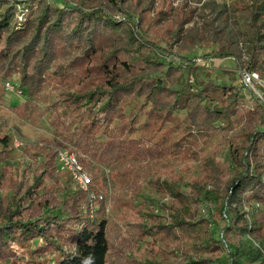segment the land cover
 Here are the masks:
<instances>
[{"label":"trees","instance_id":"obj_1","mask_svg":"<svg viewBox=\"0 0 264 264\" xmlns=\"http://www.w3.org/2000/svg\"><path fill=\"white\" fill-rule=\"evenodd\" d=\"M103 1L106 11L98 8ZM192 1L63 0L62 9L46 0L34 6L0 0V76L9 81L12 73L19 74L20 88L30 95L50 70L59 73L74 63L83 66L82 82L71 88L65 100L86 109V122L74 144L79 148L82 139L90 141L100 152L99 160L107 165L137 158L147 164L156 159L146 143L154 140L163 124H182L177 121L181 113L193 126L192 138L185 144L195 145L192 134L217 135L216 142L227 148L226 163L216 165L203 155L200 159L205 167L193 178L185 176L186 166L194 160L193 148L187 151L179 140L171 154L161 147L179 166L156 169L150 179L166 203L135 193L144 222L137 225L136 241L141 247L131 264H264V103L248 104L233 83L196 78L195 85H188V73L204 68L189 62L184 69L172 66L156 54L158 45L144 27L150 9L158 4L161 10L152 20L154 28L174 16L172 33L183 46L215 45L217 52L213 57L206 55V61L241 59L244 54L247 69L264 77V0L217 6L207 36L195 29L183 30L195 13V8L190 9ZM114 11L123 15L122 22L114 21L110 14ZM184 32L186 37H182ZM71 53L76 54L74 59ZM99 55L103 59L97 65ZM94 70L100 71L96 78L103 83L85 89L83 84L94 78L90 77ZM244 109L247 112L241 115ZM114 123L119 126L112 129ZM12 143V134L0 131V165L9 161ZM39 157L41 165L31 171L32 183L25 188L12 176L14 168L9 163L4 166L7 174L0 175V263L28 264L27 257L30 263L44 258V263L32 264L46 260L47 264H107L110 246L104 201L97 202L90 215L86 195L70 176L56 172V161L48 154ZM54 173L66 178L47 185ZM185 180L189 192L181 186ZM111 183L115 186V181ZM116 184L115 205L122 200L116 190L132 187ZM208 186L217 191L215 196ZM204 201H210L211 210L216 211L210 223L196 220L195 208ZM127 204H117V208ZM156 210L170 213L166 218L156 215Z\"/></svg>","mask_w":264,"mask_h":264},{"label":"rangeland","instance_id":"obj_2","mask_svg":"<svg viewBox=\"0 0 264 264\" xmlns=\"http://www.w3.org/2000/svg\"><path fill=\"white\" fill-rule=\"evenodd\" d=\"M13 1H24L34 6L40 0ZM209 1L211 0H194L190 2V9L195 8V13L189 23L183 27L184 31L195 29L199 33L208 32L209 24L212 23L216 17V7L220 5L227 6L237 0ZM46 2H48L49 5L57 6L62 9L65 7L63 0H46ZM206 5H211L212 9L206 7ZM98 8L104 11L107 10L104 1ZM160 10L159 5L155 4L153 9L151 8L148 13L147 22L144 23V27H148L146 28L147 31L152 33L149 39L158 45L156 54L159 55V57L162 56L168 63H173L172 66L175 68L184 69L187 62L193 67H198L200 69L203 67L204 69L198 72H195L197 68H193L195 71L190 72V74L188 73V85H195L196 78L202 82L212 80L219 84H236V65L233 60L230 58L225 60L211 58L210 61H208L209 63H205L207 62L204 60L206 55H211L213 57L217 52V47L215 45L204 42L196 45L193 49H188L186 46H183L181 41H178L176 37H174L172 33L173 25L170 23L173 21L174 16L165 18V20L167 19L166 22H163L158 29L154 28L152 20L157 18V12ZM184 12L185 9H183V13ZM110 14L114 21H123V15H120L117 11L110 12ZM180 17H182V15H180ZM204 35H206V33ZM182 37H186L185 32L182 33ZM70 57V59H74L76 54L71 53ZM169 57L171 59H169ZM102 59V56H97L95 64L100 65ZM206 64L209 65L207 66ZM65 68L59 73L50 70L41 81L36 83V90L30 95H27L26 90L20 88L19 74L12 73L9 80V82L13 83L16 94H9L5 90L4 85L7 81H3L0 76V131L2 134L6 132L11 133L13 141L17 139L22 143V147L19 149H14L12 143L13 148L9 155V161L0 165V175L2 173L7 174V170L6 168L4 169V166L9 163L14 168L12 176L25 188L32 183V176H30L31 171H33L35 167L41 165L40 153L48 154V158L55 159V161L56 153L60 150L73 153L79 161H83V164H85L84 169L91 176L92 186L94 187L91 191L95 195H102L103 197L106 207L108 243L110 246L107 264H131L132 257L136 255V252L140 250L141 247L140 243L138 244L136 241L138 232L140 233V229L137 225L144 222V218L142 217L143 207L140 202H137L139 201L137 200L138 198H136L137 194L157 197L158 201L160 200L159 202L162 200V202H165L166 199H162L158 196L156 191L152 188V180L150 179L154 177L156 169L158 171L159 168L164 166H179L177 165L178 163L176 164L173 155L170 157L165 154V151L163 150V152L161 147L163 146L166 150H169L171 154L173 151L177 150L175 143L179 140V144H182L181 147L187 149V151L188 148H193L191 154L194 160L192 159L193 161L188 163L185 172V176L192 178L197 176L205 167L203 160L200 159L203 155H206L208 159L214 160L216 165L221 166L222 163L225 164L227 148L216 142L217 135L204 137L199 134H192L196 136L195 145L191 146L190 144H185L184 142L186 140L192 138L189 136V133L193 129V126L190 123L191 120L187 119L186 114L183 115L181 113L177 115L179 119L177 121L182 124H163L159 129V133L154 135V140L146 143V147L150 149V152L155 151L156 159H151L150 157L149 160L151 159V161L147 164L138 161L139 158H137L133 161L128 160L127 163L121 165H107L106 162L103 163V161L99 160L98 154L100 152L97 151L96 147H93V144L90 145V141L84 140L85 138L82 139L79 148L74 144L75 142H79V131L86 122V109H82L81 106L69 105L70 102H65V100L71 88L77 83L82 82L79 75L83 74L84 68L81 65L79 66L78 63L70 65L69 69L67 67ZM98 74H100L99 70H94L92 72L90 77L94 78L87 80L83 84L85 89H91L93 86L102 85L103 79L96 78ZM246 101L248 104L253 102L251 99H246ZM247 106L249 107V105ZM130 110L131 109H127V113H129ZM246 112L247 110L244 109L240 114L245 115L244 113ZM243 119L246 120L244 117ZM183 120L184 122H182ZM116 126H119V124L117 125L114 123L112 129H115ZM99 134L100 131L96 133L95 137ZM142 144L143 143L140 145ZM211 144H213V151L211 149ZM33 151L34 154L32 153ZM89 152L95 155L96 158H93ZM103 159H106V157L103 156ZM86 162L90 165L87 166ZM153 165H155V167ZM65 178L66 177H63L61 174L54 173L51 180H48L46 184L53 185L56 181L61 183ZM112 180L115 181V186H112ZM117 182L127 183L132 186L129 188L120 186V188L116 190L119 198L122 199L116 203L119 205L128 203L126 208H117V204L115 205L112 201V194L117 187ZM188 183V180L181 183L183 191L189 192ZM207 189L212 193V197L217 193L211 186H208ZM99 201L100 200H97L94 206H97L96 203ZM211 207L213 208L210 201L198 203L195 208L197 213L196 220L201 219L210 223V221L213 220L212 215L216 214L215 209L211 210ZM210 210L213 213H211ZM154 213L159 216L164 215L167 218L170 212L164 211L162 214L160 210H156ZM158 221L160 220L156 219V222ZM218 221L219 225L222 226L224 222H222L221 218ZM46 261L45 264L48 263ZM25 262L28 264L38 262L44 263V258L43 260L42 258L35 259L34 262L30 263V260L26 257Z\"/></svg>","mask_w":264,"mask_h":264},{"label":"built area","instance_id":"obj_3","mask_svg":"<svg viewBox=\"0 0 264 264\" xmlns=\"http://www.w3.org/2000/svg\"><path fill=\"white\" fill-rule=\"evenodd\" d=\"M209 2H215V0ZM231 60L236 65V86L239 88L241 95L245 99L264 103V77L258 72L247 69L244 64L247 60L246 55L243 54L241 59L231 58ZM4 86L9 94H16L13 83L7 81ZM13 147L19 149L22 147V143L15 139ZM56 165V172L69 175L75 187L86 195L88 199L87 209L89 214L92 215L95 208L94 203L97 200L103 201V197L102 195L97 196L91 191L92 179L90 174L84 169L78 158L66 150H60L56 153ZM254 246L260 249L258 244L254 243ZM260 250L263 253L262 249Z\"/></svg>","mask_w":264,"mask_h":264}]
</instances>
